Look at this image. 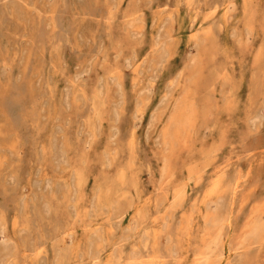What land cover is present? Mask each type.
<instances>
[{
    "label": "rangeland",
    "instance_id": "1",
    "mask_svg": "<svg viewBox=\"0 0 264 264\" xmlns=\"http://www.w3.org/2000/svg\"><path fill=\"white\" fill-rule=\"evenodd\" d=\"M0 264H264V0H0Z\"/></svg>",
    "mask_w": 264,
    "mask_h": 264
},
{
    "label": "bare ground",
    "instance_id": "2",
    "mask_svg": "<svg viewBox=\"0 0 264 264\" xmlns=\"http://www.w3.org/2000/svg\"><path fill=\"white\" fill-rule=\"evenodd\" d=\"M237 170H238V169H237ZM233 183H234V182H233ZM235 189H236V188H235ZM235 189H234V190H235ZM202 256H203V255H202ZM212 256H213V255H212Z\"/></svg>",
    "mask_w": 264,
    "mask_h": 264
}]
</instances>
